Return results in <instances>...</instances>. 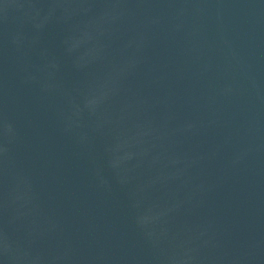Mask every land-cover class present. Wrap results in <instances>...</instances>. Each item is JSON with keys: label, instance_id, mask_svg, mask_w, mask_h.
<instances>
[{"label": "water", "instance_id": "obj_1", "mask_svg": "<svg viewBox=\"0 0 264 264\" xmlns=\"http://www.w3.org/2000/svg\"><path fill=\"white\" fill-rule=\"evenodd\" d=\"M0 264H264V0H0Z\"/></svg>", "mask_w": 264, "mask_h": 264}]
</instances>
